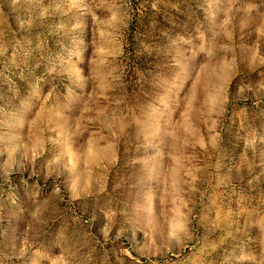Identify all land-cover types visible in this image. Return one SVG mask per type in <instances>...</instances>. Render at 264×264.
<instances>
[{
  "label": "rangeland",
  "instance_id": "374dc122",
  "mask_svg": "<svg viewBox=\"0 0 264 264\" xmlns=\"http://www.w3.org/2000/svg\"><path fill=\"white\" fill-rule=\"evenodd\" d=\"M0 264H264V0H0Z\"/></svg>",
  "mask_w": 264,
  "mask_h": 264
},
{
  "label": "clouds",
  "instance_id": "9594fccd",
  "mask_svg": "<svg viewBox=\"0 0 264 264\" xmlns=\"http://www.w3.org/2000/svg\"><path fill=\"white\" fill-rule=\"evenodd\" d=\"M169 237L172 239H178L177 234L173 230H170Z\"/></svg>",
  "mask_w": 264,
  "mask_h": 264
}]
</instances>
